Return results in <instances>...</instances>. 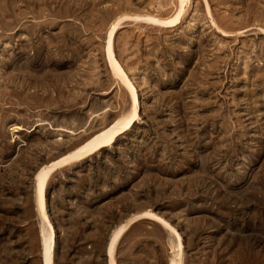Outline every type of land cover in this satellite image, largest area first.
Returning a JSON list of instances; mask_svg holds the SVG:
<instances>
[{"label": "rangeland", "instance_id": "1", "mask_svg": "<svg viewBox=\"0 0 264 264\" xmlns=\"http://www.w3.org/2000/svg\"><path fill=\"white\" fill-rule=\"evenodd\" d=\"M178 5L0 0V264H108L131 219L115 264H264V0H188L160 23ZM116 21L138 119L48 171L45 224L38 174L132 116L106 63Z\"/></svg>", "mask_w": 264, "mask_h": 264}, {"label": "bare ground", "instance_id": "2", "mask_svg": "<svg viewBox=\"0 0 264 264\" xmlns=\"http://www.w3.org/2000/svg\"><path fill=\"white\" fill-rule=\"evenodd\" d=\"M187 1L188 0H178L179 5H178V8L176 9V13H175L174 18L169 22L164 23L163 21H161L160 23L169 24V25L173 24V23H177L180 15L183 14V12H184L183 4ZM136 18H139V17H136ZM143 20L151 21L152 23L158 22V20H155V19L149 18V17L144 18ZM119 27H120L119 22L116 21L107 30V33H106V40H107L106 41V63L110 67L111 73H112L115 81L118 83V85H123L128 90V92L131 96L132 103H133L132 116H131L130 120L123 127H121L118 131L113 133V128H114L113 125L107 127L101 134L96 135L95 137H93L91 140H89L88 142L83 144L81 147H79L76 151L72 152L71 154L63 157L62 159H59V160L51 163V165L47 166L46 169H43L38 174L37 180H36L37 203H38L39 212L43 216L45 224H48V219H47L46 214H45V206H44V191L46 188L48 171L51 168H57V167L59 168L62 165H65L66 163L79 161L85 157L93 155L101 147L113 146L116 139L119 136L124 135V134L131 131L135 121L138 119V115H137L138 114V107H137L135 89L132 86V84L128 81L124 72L118 66L117 62L115 61V59L113 57V53H112L111 41H112V38H113L115 32L119 29ZM41 126H43L42 123H37L36 125H34V128L31 130H34V129L41 127ZM9 129H10L9 131L12 132V134L18 133L19 131H24V128L17 126V125H13ZM52 130L57 131V132L71 134V135L76 134V133L72 132L71 130L69 131V130L62 129V128H58V129L53 128ZM11 142L12 143L15 142L14 135L12 136ZM143 216H145V218L147 220L161 221L158 217H156L154 214H152L150 212L145 213ZM134 222H135V220H133V219L129 220L127 223L118 227L116 229V231L113 233V235L111 236L110 243H109L108 264H115L114 259H113V249H114L117 241L120 239V237L123 236L125 233H127V231L134 224ZM49 231L51 233V244L49 247V252H51L53 249L52 240L54 238V236H53L54 231L52 229V226H50V225H49ZM45 264H51L48 256L45 259Z\"/></svg>", "mask_w": 264, "mask_h": 264}]
</instances>
